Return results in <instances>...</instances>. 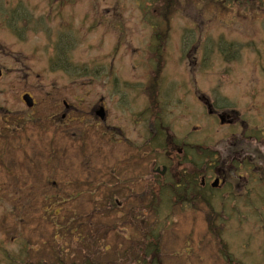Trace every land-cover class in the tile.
<instances>
[{
  "label": "rangeland",
  "instance_id": "rangeland-1",
  "mask_svg": "<svg viewBox=\"0 0 264 264\" xmlns=\"http://www.w3.org/2000/svg\"><path fill=\"white\" fill-rule=\"evenodd\" d=\"M0 3L27 4L35 16L49 13L52 29L48 37L27 28L20 40L0 31L6 46V78L0 83V264H138L143 256L136 248L142 249L143 235L152 234L159 236L160 264H227L224 245L234 264H264V138L242 140L244 129L264 135V0ZM165 9L167 23L160 14ZM159 34L164 38L156 43ZM153 71L162 93L167 89L173 96L162 106L164 126L190 159L202 165L206 152L214 151L222 165L237 155L263 165L248 173L244 188L235 186L233 194L225 186L212 193L200 189L202 198L188 204L151 186L145 202L122 201L111 180L115 146L101 137L90 110L102 99L110 116L124 122L116 124L125 136L139 142L144 98L150 94L153 106L156 101ZM22 93L35 100L32 110ZM63 100L74 106L81 101L85 124L59 121ZM128 100L135 105L128 107ZM205 102L238 118L236 129L229 132L210 118ZM226 103L230 109H224ZM250 174L262 182H252ZM209 226L220 232L222 244Z\"/></svg>",
  "mask_w": 264,
  "mask_h": 264
},
{
  "label": "flooded vegetation",
  "instance_id": "flooded-vegetation-1",
  "mask_svg": "<svg viewBox=\"0 0 264 264\" xmlns=\"http://www.w3.org/2000/svg\"><path fill=\"white\" fill-rule=\"evenodd\" d=\"M57 10L60 11V5ZM34 12L35 10L27 4L18 3L13 8H7L6 4L0 3V31L3 34H6V31L12 33V36L18 40L23 38L28 30L27 28H30L33 32L40 31L50 37L52 32L49 25L51 16L49 13L35 16ZM6 13L10 18L8 20H6ZM39 21L42 23V28L35 27ZM20 22L23 26L18 27ZM68 46L65 44L62 49L66 48L67 50ZM153 56L155 57V55ZM5 57L6 46L3 42L0 43V61L2 62H0V83L6 78V67L3 64ZM154 69H156L155 66ZM152 78L155 81L157 89V94L155 93L154 95L156 98L155 106L152 105L154 104L153 97L150 94V98H146L145 96L143 103L147 105L146 110H144L143 115L137 121V124L141 128L139 142L132 141L125 136V131H122L123 127L121 125L124 122H119L118 118L115 120L116 117L113 119L110 116L109 110L102 99H99L97 105L90 110V119L97 130L101 132V137L106 143L115 146L112 147V151L116 153V156L114 155L115 158L111 169V180L117 185L119 193L122 194V201L124 203L145 202L146 199L151 198V186L157 187V191L162 190L165 193L171 194V197L176 201L179 199L180 202H189L190 200L191 203L198 202L200 189L212 193L226 188L227 190L230 189L229 193L233 191V194L235 186L244 188L245 183L248 181V173H253L254 169L256 171L262 170L263 165L258 166L256 158H239L242 155L235 156L232 161L228 157L227 159H230V163L222 165L218 155L214 151H209L212 156L211 158H207L206 162L202 165L198 164L193 156H191L193 159H190L189 154L187 152L184 153L183 147H180L175 142L174 137L170 135L169 128L164 126L165 117L164 113H162V106L165 108V104L167 102L169 104V100L173 99V96L168 95L169 91L167 89L162 93L160 90L161 85L158 84L157 74L154 71ZM24 95H28L32 99L33 106L28 108L32 110L35 106V100L29 93H22L20 96L21 100ZM128 102V107L135 105V101L131 102V100H128ZM61 103L64 113L60 116L59 121L64 126H69L73 122L72 119L77 120L78 124H85L86 118L78 110L81 103L80 100L76 106L70 104L67 100H63ZM205 106L208 109L207 114L212 119H218L219 125L227 128L229 132L236 129L238 118L233 116L229 111L223 110L222 112H217L207 102H205ZM153 107L154 110L152 109ZM226 108L230 109V103L229 105L226 103L224 109ZM77 113L79 115L72 118V115ZM57 120L58 118L55 116L51 118L53 124ZM116 122L121 124H116ZM246 132V129H244L242 140H251L258 143L264 138L262 130H255L253 134ZM83 135L80 132V136ZM151 161L157 164V166H153L152 168L149 165ZM142 163H145L144 169L141 167ZM186 166H189V168ZM250 175L252 182H262V178L257 180L252 174ZM141 188L142 190L140 191L139 189ZM116 202L120 203L118 200Z\"/></svg>",
  "mask_w": 264,
  "mask_h": 264
},
{
  "label": "trees",
  "instance_id": "trees-1",
  "mask_svg": "<svg viewBox=\"0 0 264 264\" xmlns=\"http://www.w3.org/2000/svg\"><path fill=\"white\" fill-rule=\"evenodd\" d=\"M165 1L166 0H163V2H165ZM160 14H161L164 22L167 23V21L169 19V14H167L166 9L164 11H162ZM160 33H162V32H160ZM162 36L163 35H161V34L155 36L156 43H160L158 41H161L164 38ZM158 50L159 49H157V51ZM206 154H208L206 156V159L207 158H211L212 154L210 152H206ZM262 184H264V183H262ZM200 197L202 198V196L199 195L198 201L200 200ZM204 201L206 203H208L206 200H204ZM176 202L177 203H180L179 199ZM182 202L183 203H186L187 201H182ZM189 203H191L190 200H189L188 204ZM208 205H209V203H208ZM215 216H218V215H215ZM128 217H129L130 220L134 219V216H132V215H130V216L128 215ZM137 229H139V226L137 227ZM209 229H210V232H212V234H214V236H216L217 239H218V241L219 242L221 241V244H222V241L223 240H221V238H220V232L218 231V233H217L216 230L212 226H209ZM140 244L143 245V247H142V249L137 247L136 248V251H135V254H137L139 251H141L142 252V255L141 256H143V259L142 258L139 259L137 261V263L140 264V261L145 263V260L146 259H149L148 260L149 263H147V264H160V257H159L160 240H159V236L158 235H154V234L149 235V236L143 235L142 236V242H140L139 245ZM221 254H222L223 258L227 261V264H234L233 263L234 261L231 259L230 255H229V253L227 251L226 245H224V246L221 247ZM137 257H138V255H136V258ZM127 259H128L127 261H129V258H127ZM14 264H16V263H14ZM54 264H66V263L63 262V261H61V260H58ZM71 264H79V263H71ZM81 264H97V263H96V261H95V263L94 262H91V261H85V262H82Z\"/></svg>",
  "mask_w": 264,
  "mask_h": 264
},
{
  "label": "water",
  "instance_id": "water-1",
  "mask_svg": "<svg viewBox=\"0 0 264 264\" xmlns=\"http://www.w3.org/2000/svg\"><path fill=\"white\" fill-rule=\"evenodd\" d=\"M22 100L28 108H31L33 106L32 99L28 95H24L22 97Z\"/></svg>",
  "mask_w": 264,
  "mask_h": 264
}]
</instances>
